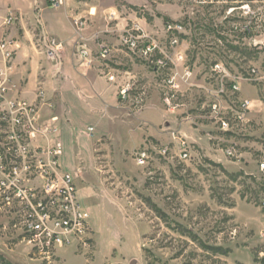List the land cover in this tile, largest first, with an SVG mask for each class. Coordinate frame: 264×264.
Returning a JSON list of instances; mask_svg holds the SVG:
<instances>
[{
  "label": "rangeland",
  "instance_id": "1",
  "mask_svg": "<svg viewBox=\"0 0 264 264\" xmlns=\"http://www.w3.org/2000/svg\"><path fill=\"white\" fill-rule=\"evenodd\" d=\"M81 2L91 14L70 19L76 33L105 36L96 39L92 83H76L67 67L70 89L59 92L54 79L51 92L40 86L29 101L14 79L10 96L36 105L41 122L58 128L50 144L39 138L36 145L61 144L60 165L90 211V232L84 243L39 254L22 218L25 204L0 193V264H264V4ZM136 25L146 38L132 50L124 38ZM53 38L43 37L47 48ZM145 42L160 50L146 55ZM244 101L251 105L239 123L234 115ZM221 118L232 131L220 129ZM179 139L188 143L186 161ZM7 144L0 117V148L12 157Z\"/></svg>",
  "mask_w": 264,
  "mask_h": 264
},
{
  "label": "built area",
  "instance_id": "2",
  "mask_svg": "<svg viewBox=\"0 0 264 264\" xmlns=\"http://www.w3.org/2000/svg\"><path fill=\"white\" fill-rule=\"evenodd\" d=\"M67 0H48L51 8L62 7ZM247 3H263L264 0H246ZM247 14L252 16L248 5ZM264 18V12H262ZM17 21V16L10 11L1 19V27L8 29ZM75 26H78L76 23ZM79 29V28H78ZM173 27L170 25L169 30ZM142 29L134 26L132 32H127L125 44L132 50L138 47L139 39L146 38L141 35ZM20 49L16 39L7 35L0 37V117L6 125L8 139V157L0 148V193L3 201L10 203L18 201L25 204L27 211L22 216L29 235L30 244L39 254L50 255L53 251L84 243L90 232L91 214L79 199L77 183L74 176L63 172L60 165L62 148L60 143L37 146L39 138L51 143V137L58 133V128L52 124H43L38 107L27 100L11 97L17 91L15 77V58ZM65 49L64 43L57 39L48 40V55L51 59L59 57ZM160 50L158 44L145 42L143 51L146 55L154 54ZM110 49L107 46L100 48V57L107 59ZM85 58L91 56L87 49L81 50ZM158 66L166 65L159 60ZM220 69V67H217ZM220 71V70H219ZM110 81L115 79L113 74ZM234 91H239L238 83L233 85ZM223 91H221L222 93ZM41 97L45 95L42 93ZM251 102L244 101L234 115L236 122H244L250 109ZM218 106L214 105V110ZM57 118L52 119L56 122ZM220 129L224 132L232 131L231 123L227 118L220 119ZM180 158L188 160L190 152L188 143L180 140ZM232 155V151H228ZM166 153V151H165ZM148 158L142 152L138 158L144 164ZM264 171V164L261 165Z\"/></svg>",
  "mask_w": 264,
  "mask_h": 264
},
{
  "label": "crops",
  "instance_id": "3",
  "mask_svg": "<svg viewBox=\"0 0 264 264\" xmlns=\"http://www.w3.org/2000/svg\"><path fill=\"white\" fill-rule=\"evenodd\" d=\"M38 1L0 0V37L7 35L16 39L20 44L15 59L14 79L20 87L21 96L29 101L36 99V90L40 86L51 92L50 84L54 79H58L59 92L64 88L70 89L69 86H64L70 81V78L65 75L67 67L74 69L73 77L76 83L82 84L84 81L87 84L88 82L92 83L93 71L90 70L95 66L94 55L97 52L96 49L98 50L96 39L103 40L105 38L103 31L76 33L70 19L87 17V13H89L82 5L79 6L82 4L81 0H68L66 7L58 9L51 8L48 0H42V4H39ZM10 11L14 12L19 20L10 28L4 29L1 27V19ZM45 36L54 37L65 43V49L59 55L60 63L57 65L47 59L45 54L46 49L48 51L47 43L43 40ZM78 46L82 49L85 47L90 51L92 57L89 60L90 64H88L89 62L84 63L80 59L82 57L75 54L74 49ZM76 91L75 86L72 93L82 98L81 95L76 94ZM90 96L91 94L88 95V97Z\"/></svg>",
  "mask_w": 264,
  "mask_h": 264
}]
</instances>
